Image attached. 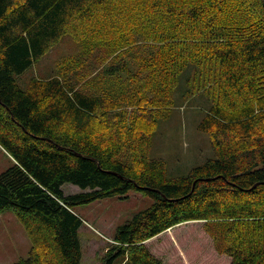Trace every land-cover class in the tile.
Segmentation results:
<instances>
[{"label": "trees", "instance_id": "16d2710c", "mask_svg": "<svg viewBox=\"0 0 264 264\" xmlns=\"http://www.w3.org/2000/svg\"><path fill=\"white\" fill-rule=\"evenodd\" d=\"M64 35L82 45L71 73L20 85ZM89 71L135 89L133 120L151 122L147 101L180 76L218 87L222 102L197 125L214 157L168 178L148 155L150 130L131 137L123 162L125 111L87 88ZM0 150L12 160L0 212L12 210L31 243L11 264H80L74 207L131 189L152 202L115 228L101 264H264V0H0ZM64 183L81 191L64 194ZM199 221L223 232L226 257Z\"/></svg>", "mask_w": 264, "mask_h": 264}, {"label": "rangeland", "instance_id": "374dc122", "mask_svg": "<svg viewBox=\"0 0 264 264\" xmlns=\"http://www.w3.org/2000/svg\"><path fill=\"white\" fill-rule=\"evenodd\" d=\"M81 50L82 45L72 36L64 35L59 43L52 46L36 63L17 76L16 80L20 85L27 86L31 77L46 78L55 72L69 74L72 57H79ZM64 58L70 62L69 66L62 70V67L68 65L67 62L63 63ZM89 72L90 74L84 78L87 88L102 91L107 101H113L114 106L125 111L127 125L125 128L122 127V147L118 154L123 162H129L128 141L131 137L135 133L150 130L148 155L164 163L168 178L185 176L193 166L214 157L211 147L212 134L200 130L197 125L212 103L222 102L218 87L204 86L197 76H194L192 82L185 81L180 76L171 90L166 89L164 93L155 92L157 101H147L146 110L153 115L150 122L142 118L133 120L139 94L135 89L128 88L127 82L115 77L100 79V76L90 81L91 71ZM193 72L194 67L189 66L186 72L190 77L189 80L192 79ZM91 125L96 129L101 127L97 122ZM11 162V158L0 150V172L10 166ZM61 189L64 194L81 191L79 187L70 183H64ZM151 202L149 196L131 189L122 197L108 196L76 205L74 211L83 220L78 231L82 250L80 264H101L102 256L112 242L115 228L128 221L135 213L147 208ZM198 224L210 249L217 256L226 257L218 252L220 251L218 247L226 245L223 232L219 233L212 229L211 222L199 221ZM213 235L215 240L212 239ZM30 245L22 224L12 210L1 211L0 264H11L19 258L27 257ZM120 261L121 258L118 257L113 264H130L125 260L122 263Z\"/></svg>", "mask_w": 264, "mask_h": 264}, {"label": "crops", "instance_id": "0c3cea01", "mask_svg": "<svg viewBox=\"0 0 264 264\" xmlns=\"http://www.w3.org/2000/svg\"><path fill=\"white\" fill-rule=\"evenodd\" d=\"M83 221V220H82Z\"/></svg>", "mask_w": 264, "mask_h": 264}]
</instances>
